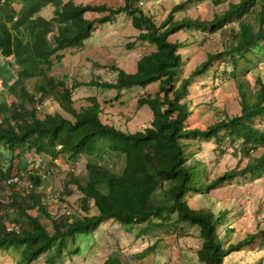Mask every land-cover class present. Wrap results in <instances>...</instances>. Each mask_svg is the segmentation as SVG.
I'll list each match as a JSON object with an SVG mask.
<instances>
[{
	"label": "trees",
	"instance_id": "1",
	"mask_svg": "<svg viewBox=\"0 0 264 264\" xmlns=\"http://www.w3.org/2000/svg\"><path fill=\"white\" fill-rule=\"evenodd\" d=\"M123 1L122 6L112 9L104 4H76L74 0H0V56L11 58L8 65L15 67L13 71L0 67V76L3 74L6 89H17L16 99L0 101V191L10 188L6 201H0L4 210L0 215V250L20 249V258L13 264H31L53 250L50 263L67 247L69 238L90 234L108 220L150 225L152 220L165 221L170 215L197 227L200 264H224L232 252L264 245V228L230 240L235 229L225 208H194L186 199L191 192L207 193L238 174L254 178L264 173V81L258 74L254 92L242 81L257 67V60L264 59V0L229 1L227 8L211 19L175 18L172 12L182 8L179 4L159 24L139 0ZM47 6L53 8L49 18L39 15ZM118 12L129 15L138 37L155 48L138 58L134 72L117 67L113 83L97 84L119 90L157 83L152 96L138 100V106L146 105L151 111L150 124L142 130L127 131L103 122L93 97L89 98L91 104L75 109L71 88L49 74L53 58L58 60L62 51L81 46L97 23L111 21ZM87 13L103 14L87 17ZM192 30L218 35L220 48L208 52L184 76L180 49L190 46L187 36ZM180 31L187 34L184 39L170 38ZM192 34L191 43L200 47L199 33ZM218 58L221 62L214 67ZM208 72L213 81L225 77L238 83L239 112L225 115L204 129L189 127L187 122L197 106L192 105L189 85ZM32 78L35 82L29 92L25 81ZM47 98L66 115L57 110L40 117L35 104ZM210 140L235 149L246 158L245 164L238 171L208 180L206 163L194 158V150L188 147ZM261 146L259 155L251 154ZM22 150L43 154L49 162L83 156L85 180L73 177L72 181L81 193V205L88 210L91 203L96 212L50 214L36 191L41 175L25 172L32 189H19L25 169L14 173L9 163ZM98 155L122 161L121 170L104 166ZM15 177L17 181L7 183ZM158 189L163 191L159 199L154 196ZM40 216L50 220L51 230Z\"/></svg>",
	"mask_w": 264,
	"mask_h": 264
},
{
	"label": "rangeland",
	"instance_id": "2",
	"mask_svg": "<svg viewBox=\"0 0 264 264\" xmlns=\"http://www.w3.org/2000/svg\"><path fill=\"white\" fill-rule=\"evenodd\" d=\"M229 1L237 0H225L220 3L211 0H139L138 4L146 13H151L155 23L159 24L172 8L179 4L182 8L172 12L175 18L211 19L214 13L225 10ZM74 2L104 4L112 9H117L124 3L123 0H74ZM52 11L53 8L47 6L41 9L39 15L49 18ZM102 14L87 13V17ZM196 32L192 30L196 35L199 33L197 37L201 42L200 47L191 43L193 39L191 32L187 36L180 31L170 37L182 40L187 36L190 43V46L180 49L184 60L182 72L184 76L200 64L208 52L220 48L218 35L208 34L207 31ZM138 34L139 31L131 24L130 16L118 12L111 21L97 23L91 36L84 40L81 46L62 51L58 60L53 58L49 74L71 88V99L75 109L91 104L89 98L93 97L100 107L103 122L127 131L142 130L149 126L151 111L146 105L138 106V100L152 96L157 90V83L119 90L98 85L113 83L117 76L115 70L117 67L126 72H134L138 58L155 48L147 40L139 38ZM10 61L11 58L0 56V67L13 71L15 67L8 65ZM257 61V67L242 79L251 92L257 88L255 80L258 74L264 81V59ZM220 62V58L216 59L214 67ZM2 79L3 74L0 76V101L10 103L17 98V89L15 91L6 89ZM34 82V78L25 81V88L29 92H32ZM213 83L216 86L213 87ZM238 88V83L229 78L223 77L213 81L210 72L195 77L189 85V91L192 105L197 106L190 115L188 126L204 129L225 115L238 113L240 109ZM35 107L40 117L57 110L66 115L52 98L37 102ZM188 149L194 150L192 155L194 158L206 163L208 180L231 170L238 171L246 162V158L235 152L232 147L217 145L212 140L190 144ZM261 151L262 146L251 154L259 155ZM97 159L115 171H120L123 166L122 161L116 163L104 155H98ZM84 163L83 156L74 161L60 157L49 162L48 157L43 154L22 150L20 156L13 158L9 164L14 173L19 169H25L23 178L18 181L19 189H32L29 178L25 177L26 173L41 175L42 182L36 191L41 195L50 214L78 216L86 213L92 215L96 212L91 203L88 210L81 205V193L72 181L73 177L80 181L85 180ZM9 189L5 186L0 191V201H6ZM162 193V189H158L154 196L159 199L163 197ZM186 199L194 208L205 206L214 211L225 208L228 220L235 229L230 240L235 241L259 227L264 228V173L254 178L238 174L207 193L191 192ZM3 213L4 210L0 209V215ZM40 221L47 230H51L52 224L48 218L40 216ZM200 243L197 227L177 220L174 215H170L165 221L154 219L150 225L147 222L123 225L108 220L90 234L69 238L67 247L50 263L48 258L54 255L53 250L42 254L31 264H102L106 261H110L111 264H200L196 256ZM19 258L20 249L0 250V264H13ZM224 264H264V245L254 244L250 248L232 252L225 258Z\"/></svg>",
	"mask_w": 264,
	"mask_h": 264
},
{
	"label": "built area",
	"instance_id": "3",
	"mask_svg": "<svg viewBox=\"0 0 264 264\" xmlns=\"http://www.w3.org/2000/svg\"><path fill=\"white\" fill-rule=\"evenodd\" d=\"M15 181H17V178H16V177H15V178H12V179H8V180H7V183L15 182Z\"/></svg>",
	"mask_w": 264,
	"mask_h": 264
}]
</instances>
